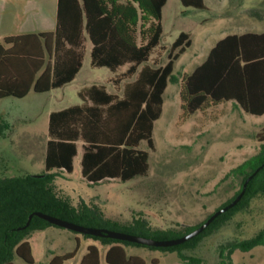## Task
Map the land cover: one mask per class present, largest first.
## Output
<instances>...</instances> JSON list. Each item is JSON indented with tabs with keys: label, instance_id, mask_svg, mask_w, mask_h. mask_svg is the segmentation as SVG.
<instances>
[{
	"label": "trees",
	"instance_id": "1",
	"mask_svg": "<svg viewBox=\"0 0 264 264\" xmlns=\"http://www.w3.org/2000/svg\"><path fill=\"white\" fill-rule=\"evenodd\" d=\"M180 1L185 7L204 8V0ZM165 3L166 0H57L54 31L39 34L44 39L53 38L51 80L41 86V74L33 81V90L44 92L72 81L82 64L86 37L91 42L92 66L107 67L112 72L120 67L125 69L110 80L112 91L104 84H92L79 91L83 103L51 112L42 176L0 177V264H14L15 255L33 263L28 236L33 231L56 226L33 215L27 226L19 228L34 211L82 225L156 239H168L176 229L151 226L147 219L138 215L129 222H119L105 216L95 203L80 199L73 204L69 196L56 189L54 182L57 171L72 172L78 141L82 142L81 176L90 184L127 181L147 174L149 152L139 144L146 140L148 148H154L153 126L162 113L164 90L173 81L175 61L191 44L189 33L181 31L169 45L168 59L164 64L153 58L163 33L161 18ZM22 38L8 36L3 38V42L15 46V42ZM45 45L50 51L47 42ZM14 46L3 50L0 45L2 60L14 55ZM27 56L24 54V58ZM40 58L42 62V56ZM27 89L18 92L0 88V98L23 97ZM179 99L181 112L178 123L195 112L205 113L228 101L246 113L264 114V32L232 33L218 39L203 61L182 74ZM262 128L257 133L258 150L228 172L242 176L240 188L215 210L233 200L246 178L258 168L248 181L241 199L191 239L173 246L155 247L83 235L103 245H111L104 253L106 264H145L140 256H126L119 245L177 251L183 258V248L218 229L252 198L264 196V126ZM213 212L196 225H182L184 233L199 226ZM257 245H264V226L253 236L237 242L233 248L246 251ZM76 251L77 247L54 255L48 264H63ZM231 251L232 248L227 252L229 258ZM78 264H100L98 248L89 245ZM221 264H231V261H221Z\"/></svg>",
	"mask_w": 264,
	"mask_h": 264
},
{
	"label": "rangeland",
	"instance_id": "2",
	"mask_svg": "<svg viewBox=\"0 0 264 264\" xmlns=\"http://www.w3.org/2000/svg\"><path fill=\"white\" fill-rule=\"evenodd\" d=\"M205 4V8H194L183 6L180 0H166L162 9L163 34L153 58L164 64L168 59V47L180 31L190 34L192 44L175 62L173 81L163 93L162 113L155 120L152 132L154 148L149 149L146 140L139 144L149 152L147 174L127 181L90 184L81 176L82 151L78 147L72 172L57 171L54 178L56 189L69 196L73 204L80 199L95 203L105 216L119 222H129L138 215L147 219L151 226L176 228L168 235L175 238L185 232L182 225L198 224L240 188L242 176L228 172L258 150L257 133L263 130L264 114L252 115L233 103H226L205 113L195 112L178 123L181 112L179 81L184 72H190L204 59L219 37L247 29L264 30V14L258 18L244 12L253 6L264 10V0H205ZM88 46L75 82L57 88L51 95H39L35 107L39 104L42 111L35 118H25L14 128H0V177L44 171L47 109L80 102L76 90L92 82L112 88L106 80L114 73L107 67L90 65ZM18 105L28 107L32 99ZM263 226L264 196L259 195L218 229L183 248V258L177 251L143 246L127 245L125 252L139 255L145 264H221L229 260L231 264H264V245L246 251L233 248ZM27 239L33 256L31 264H48L54 255L75 247V255L63 264H78L87 251L88 240L95 241L100 252L104 251L98 240L59 226L33 231ZM13 263L30 264L17 255ZM100 264H106L103 256Z\"/></svg>",
	"mask_w": 264,
	"mask_h": 264
},
{
	"label": "crops",
	"instance_id": "3",
	"mask_svg": "<svg viewBox=\"0 0 264 264\" xmlns=\"http://www.w3.org/2000/svg\"><path fill=\"white\" fill-rule=\"evenodd\" d=\"M205 7L206 4L204 0V8ZM244 12L247 16H254L258 18L263 17L264 14V10L261 9L259 6L249 7ZM56 14H57V0H0V45L2 46L1 49L7 50L10 49L12 46H14L13 44L10 43H4L3 42L4 37H8V36L24 37L22 38V40H17L15 42V46L12 50L14 55L6 56L5 60H2L0 57V88L1 89L9 88L11 90L23 92L28 87L26 94L23 97L6 96L0 98V128H9V127L14 128L15 126H17V124H21L22 122H24L25 118L27 119L35 118V116L40 114L42 111V109L40 110L39 108V104L38 106L35 107V100L37 99V97H40L39 95H45V96L51 95V93L57 88H62L68 84L75 82L83 67V61L85 58L88 45H89L88 50L90 56L91 42L86 37V39L84 40V53H83L82 64L79 71L76 73L75 77L73 78V80L64 84L61 87L51 88L48 91L36 92L33 90V81L36 78H38L41 74H43V78H41V82H40L41 86H44L47 82L51 80V74H52L51 68L53 63V56H52L53 38L48 37L47 39H44L41 38L39 34L54 31L56 25ZM244 32H264V30L256 31V30L247 29L242 32H229L219 37L218 39L224 37L227 34H232V33L241 34ZM218 39H216L215 42ZM46 42L50 48V51L47 49L45 45ZM215 42L211 45V47L215 44ZM191 44H192V39H191ZM24 54L28 55L27 58H24ZM40 56H42L43 59L42 62ZM90 65H91V58H90ZM124 69L125 67H120L119 69H117L116 72H113L114 74L110 75L107 78L106 82L110 84V80L114 77V75L122 72ZM92 84H100V83L92 82L89 85L80 87L76 90V94L81 100L80 102L67 104L60 108H49L45 111V115L47 116V131L49 127V116L51 112L61 110L72 105L83 103V100L79 96V91ZM109 90L112 91L113 88L109 87ZM178 95H179V90H178ZM31 99H32V105H27L28 107H23V108L19 107L18 105L19 103ZM7 102L11 103V105L6 106L5 103ZM226 103H233V102L228 101ZM233 104L236 105L235 103ZM236 106L239 109H241L238 105ZM47 139H48V134L45 139V149H46ZM78 147H80L82 151L81 141L77 142V153H78ZM44 157H45V150H44ZM109 181H114V180H109ZM87 243H88L87 247L89 245H94L98 248L100 257L101 256L104 257L105 251L111 246L109 244L103 245L100 243L104 250L102 253L100 252L101 251L100 246L95 241L88 240ZM119 247L125 252V247L127 246L119 245ZM125 255L130 256L136 254L127 255L125 252Z\"/></svg>",
	"mask_w": 264,
	"mask_h": 264
},
{
	"label": "water",
	"instance_id": "4",
	"mask_svg": "<svg viewBox=\"0 0 264 264\" xmlns=\"http://www.w3.org/2000/svg\"><path fill=\"white\" fill-rule=\"evenodd\" d=\"M257 170H258V168L256 169V171ZM254 173L250 174L246 178V180L243 183L242 189L234 197L233 200H231L228 204H226V205L218 208L217 210H215L204 222H202L196 228L192 229L191 231H189V232H187L181 236L175 237V238L156 239V238H152V237H146V236H142V235H137V234H133V233H129V232H124V231H119V230H114V229H109V228H104V227L87 226V225L75 223V222L70 221V220L63 219V218L58 217V216H54L51 214L40 212V211H34V212L30 213L28 215L27 221L24 224V226L19 227V228H23V227L27 226L31 220V217L33 215H36V216H39V217L47 220L48 222H50L56 226L63 227V228L69 229V230H73V231H76V232H79L82 234H89V235L98 236V237H109V238L129 241V242H135V243L143 244V245H147V246H155V247L173 246V245L183 243L184 241L191 239L192 237L196 236L198 233L203 231L208 226V224L214 218H216L219 214L225 212L227 209L234 206L241 199V197L245 191L246 185H247L248 181L253 177ZM37 176H42V175L37 174Z\"/></svg>",
	"mask_w": 264,
	"mask_h": 264
}]
</instances>
